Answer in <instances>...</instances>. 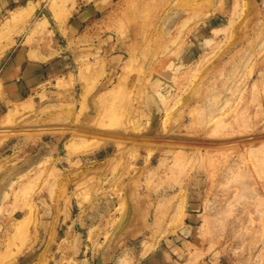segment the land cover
I'll list each match as a JSON object with an SVG mask.
<instances>
[{"label":"rangeland","instance_id":"rangeland-1","mask_svg":"<svg viewBox=\"0 0 264 264\" xmlns=\"http://www.w3.org/2000/svg\"><path fill=\"white\" fill-rule=\"evenodd\" d=\"M0 264H264V0H0Z\"/></svg>","mask_w":264,"mask_h":264},{"label":"crops","instance_id":"crops-1","mask_svg":"<svg viewBox=\"0 0 264 264\" xmlns=\"http://www.w3.org/2000/svg\"><path fill=\"white\" fill-rule=\"evenodd\" d=\"M78 26L84 27L81 32V39L91 41L96 38L97 31L95 30V23L93 21L87 23L83 22L81 24L78 23ZM88 47H92V45ZM46 65L47 62L44 60L31 61L27 66V81L31 82V84H38L42 82L44 78H46V74L44 73ZM89 103L95 106L94 99H90Z\"/></svg>","mask_w":264,"mask_h":264},{"label":"bare ground","instance_id":"bare-ground-1","mask_svg":"<svg viewBox=\"0 0 264 264\" xmlns=\"http://www.w3.org/2000/svg\"><path fill=\"white\" fill-rule=\"evenodd\" d=\"M31 210V209H30ZM32 213V212H31ZM32 216V215H31ZM26 217V216H25ZM24 218V217H23ZM28 218V217H27ZM32 218V217H31ZM25 219V218H24ZM28 221V220H27ZM30 221V220H29ZM26 224V223H25Z\"/></svg>","mask_w":264,"mask_h":264}]
</instances>
